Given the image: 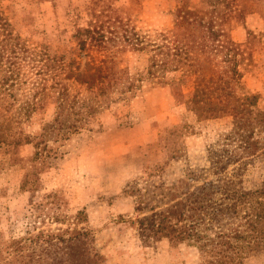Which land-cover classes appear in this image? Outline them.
I'll use <instances>...</instances> for the list:
<instances>
[{
	"label": "rangeland",
	"instance_id": "obj_1",
	"mask_svg": "<svg viewBox=\"0 0 264 264\" xmlns=\"http://www.w3.org/2000/svg\"><path fill=\"white\" fill-rule=\"evenodd\" d=\"M88 5L89 0H0L15 33L30 48L44 46L63 56L61 63L57 58L56 73L69 84L71 93L81 96H89L99 85L95 65L106 58L103 52L81 48L76 38L77 29L93 21ZM256 6L264 9V3ZM183 7L182 0H117L111 31L121 45L158 41L162 34L172 33ZM243 26L236 25L228 36L243 43L248 29L258 37L252 46L253 66L243 81L257 95V108L264 111V20L257 12L249 13ZM149 55L147 50L131 49L115 53L113 59L119 64L114 69H123L129 76L142 70L145 74ZM178 73L167 72L166 79ZM120 85L114 84L99 97V111L79 133L62 142V153L52 160L51 168L47 162L30 161V144L0 143V264H57L59 259L66 264L68 250L59 252L54 234L58 228L73 227L91 232L103 264H198L195 250L172 248L165 238L142 242L135 226L140 214L135 188L148 196L155 183L164 192L178 179H186L189 170L198 175L191 184L216 179L210 166L222 154V145L214 142L219 133L231 129L232 118L196 122L186 101H175L170 86L157 77L143 80L134 96L116 99ZM9 102L0 96V108ZM10 110L0 121L3 127L17 125L14 108ZM53 117V106H49L33 113L22 127L38 134ZM183 123L193 125V133L184 138L181 158L169 160L164 129ZM250 162L243 165L246 189L264 182V156ZM78 211L82 214L75 218ZM247 264H264V250Z\"/></svg>",
	"mask_w": 264,
	"mask_h": 264
},
{
	"label": "trees",
	"instance_id": "obj_2",
	"mask_svg": "<svg viewBox=\"0 0 264 264\" xmlns=\"http://www.w3.org/2000/svg\"><path fill=\"white\" fill-rule=\"evenodd\" d=\"M115 1L89 0L93 21L76 31L81 48L98 50L106 57L95 65L99 85L89 96L71 93L69 84L56 73L57 58L60 62L63 56L44 46L30 48L15 33L0 6V96L10 100L0 108V121L11 108L17 119L14 127L0 124V143L13 147L30 144V161L47 162L51 168L62 142L84 128L89 117L99 111V97L114 84H121L116 99H122L139 92L145 79L165 80L174 100L186 101L196 122L230 116L232 127L219 133L214 142L222 145V154L210 166L216 179L191 184L198 175L189 170L186 179H178L164 192L155 183L148 196L135 188L140 211L135 218L137 233L144 243L165 238L172 248L195 250L198 264H247L264 250V182L254 189L243 186V165L264 156V111L257 108V95L243 81L244 73L253 66L252 46L259 40L248 29L243 43L228 34L236 25L243 26L249 13L257 12L264 20V9L256 6L264 0H182L185 7L177 13L171 34H162L158 41H127L123 45L111 31ZM128 49L149 51L145 74L142 70L129 76L123 69H114V64H119L113 59L115 53ZM170 71L179 73L167 80ZM49 106H53L54 117L38 134L22 127L33 113ZM191 133L193 125L187 123L164 129L169 160L181 158L184 138ZM81 214L78 211L74 217ZM54 236L59 252L68 250L66 264L104 263L89 230L58 228ZM56 263L64 264L61 259Z\"/></svg>",
	"mask_w": 264,
	"mask_h": 264
}]
</instances>
